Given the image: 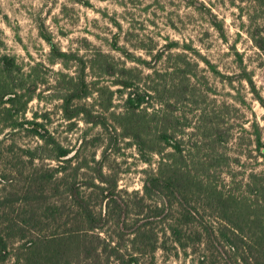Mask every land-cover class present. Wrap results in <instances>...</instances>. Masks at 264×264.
I'll return each mask as SVG.
<instances>
[{"label":"rangeland","instance_id":"obj_1","mask_svg":"<svg viewBox=\"0 0 264 264\" xmlns=\"http://www.w3.org/2000/svg\"><path fill=\"white\" fill-rule=\"evenodd\" d=\"M257 15L251 0H0V58L8 56L15 64L0 95H24L15 108L19 121L37 118L73 155L79 152L74 166L85 162L94 167L96 158L124 195H143L146 172L157 168L159 156L152 153V163H146L124 127L127 96L118 73L130 68L145 88L160 90L143 107L147 120L162 107L172 111V120L179 123L171 124V132L182 141L192 169H199L200 160L226 154L230 165L220 169L222 176L218 169L213 174L218 172V180L230 189L264 164L257 161L253 143L256 129L264 135V107L247 81L252 78L264 100V55L250 33ZM106 63L117 68L118 76L107 73ZM177 67L190 75L173 78ZM144 128L149 148L164 149L158 141L163 128L155 123ZM219 135L226 143L214 142ZM42 144L26 129L0 121V199H18L21 205L31 171L24 167L28 159L21 150ZM39 158L37 167L58 164L44 152ZM2 216L0 209V223ZM166 228L159 227L161 241ZM112 231L107 227L102 236L112 237L115 246L120 238ZM24 246L12 240L10 256L0 264L24 260L29 252ZM227 249L202 245L185 252L158 246L154 253L135 256L139 264H238ZM122 252L128 260L135 251L129 246ZM102 264H108L106 257ZM109 264L122 262L111 258Z\"/></svg>","mask_w":264,"mask_h":264},{"label":"trees","instance_id":"obj_2","mask_svg":"<svg viewBox=\"0 0 264 264\" xmlns=\"http://www.w3.org/2000/svg\"><path fill=\"white\" fill-rule=\"evenodd\" d=\"M251 1L258 13L251 38L264 55V0ZM259 20L263 24L258 23ZM215 27L224 35L221 25L215 24ZM47 41L52 45L50 39ZM58 53L63 58L68 56ZM0 65L4 72V77L0 74L3 80L0 88L7 89L4 84L13 75L15 64L11 58L3 56ZM106 68L109 75H117L113 65L106 63ZM121 71L118 85L127 96L124 127L127 125L132 133L128 134L127 130V135L137 141L146 163H152L154 153L159 156L157 168L146 172L143 195L139 192L124 195L118 190L117 181L104 173L101 161L96 158L94 167L85 162L74 166L79 152L73 155V151L63 146L37 118L19 121V110L15 108L24 95L18 91L0 95V109L11 105L0 110V121L26 129L43 142L35 149L21 150L28 159L21 162L31 169L27 176L29 188L21 205L17 206L21 202L18 199H0L3 210L0 263L10 256V242L19 239L29 252L24 260L19 258L14 264H102L104 257L108 264L111 258L121 260L122 264H139L137 253H154L158 246H175L176 250L186 252L190 246L202 245L228 248L238 264H264V164L261 170L251 171L246 182H237L230 189L221 178L218 180V172L213 174L230 165L226 154L220 152L210 160H200L199 169H192L182 141L171 132V124L179 123L172 120V111L162 107L147 120L148 113L143 107L160 93L159 88H145L130 68L123 67ZM173 72L176 74L173 78L190 75L186 68L177 67ZM247 79L264 107L252 78ZM141 112L145 115H140ZM149 123H155L157 129L163 128L158 141L164 149L149 148L150 141L143 136L144 126ZM254 135L253 143L259 155L256 159L264 162V135L259 129ZM226 141L222 135L214 140L221 144ZM165 149L171 152L165 153ZM40 152L56 160L57 166L37 167L35 162L40 159ZM82 169L88 171L82 172ZM219 174L222 176V170ZM164 225L167 232L164 231L165 239L161 241L159 227ZM107 227L113 228V234L120 238L115 246L110 242L112 237L102 236ZM129 246L135 252L126 260L122 248L128 251Z\"/></svg>","mask_w":264,"mask_h":264}]
</instances>
